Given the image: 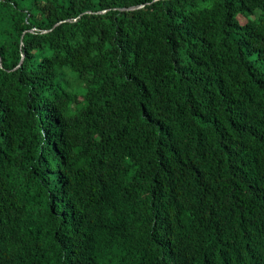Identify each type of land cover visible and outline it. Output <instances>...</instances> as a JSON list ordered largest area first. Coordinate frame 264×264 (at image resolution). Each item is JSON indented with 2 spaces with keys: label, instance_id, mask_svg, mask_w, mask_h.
<instances>
[{
  "label": "trees",
  "instance_id": "1",
  "mask_svg": "<svg viewBox=\"0 0 264 264\" xmlns=\"http://www.w3.org/2000/svg\"><path fill=\"white\" fill-rule=\"evenodd\" d=\"M0 264H264V0H0Z\"/></svg>",
  "mask_w": 264,
  "mask_h": 264
},
{
  "label": "water",
  "instance_id": "2",
  "mask_svg": "<svg viewBox=\"0 0 264 264\" xmlns=\"http://www.w3.org/2000/svg\"><path fill=\"white\" fill-rule=\"evenodd\" d=\"M136 8H129V9H126V10H135Z\"/></svg>",
  "mask_w": 264,
  "mask_h": 264
}]
</instances>
